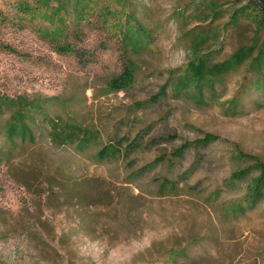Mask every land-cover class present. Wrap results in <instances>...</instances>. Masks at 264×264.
<instances>
[{
	"label": "rangeland",
	"instance_id": "rangeland-1",
	"mask_svg": "<svg viewBox=\"0 0 264 264\" xmlns=\"http://www.w3.org/2000/svg\"><path fill=\"white\" fill-rule=\"evenodd\" d=\"M236 4L0 0V100L46 99L48 115L99 130L95 146L138 141L113 164H95V147L77 155L37 154L35 172L20 154L8 166L0 162V264H264V200L247 206L248 183L226 186L254 158L264 162V71L237 67L217 79L216 98L204 91L205 105L177 98L171 88L158 97L196 54L213 46L211 63L220 64L254 37L264 38L246 19L230 25ZM63 47L72 51L58 53ZM82 54L92 61L87 67ZM131 66L134 78L122 84ZM6 118L0 116V125ZM206 134L219 140L173 157ZM6 138L0 137L1 150H7ZM38 170L91 179L79 195L97 206L114 197L126 206L125 187L145 200L139 214L104 213L102 221L119 229L92 234L77 226L76 216L40 208L32 192L46 179ZM257 175L254 169L249 181ZM40 211L44 240L36 242L26 229L37 227Z\"/></svg>",
	"mask_w": 264,
	"mask_h": 264
},
{
	"label": "trees",
	"instance_id": "trees-1",
	"mask_svg": "<svg viewBox=\"0 0 264 264\" xmlns=\"http://www.w3.org/2000/svg\"><path fill=\"white\" fill-rule=\"evenodd\" d=\"M237 3L230 13V25L236 26L241 20L246 19L256 26V33H264V9L255 0H235ZM246 2V5L243 3ZM213 6V3L210 2ZM217 8L216 6L212 7ZM213 17L217 18L220 12H214ZM256 34V35H257ZM206 41V38H204ZM213 46L208 48L207 53L202 55L196 54V58L190 61L188 69L185 72L176 75L173 73V78L168 80L158 94V97L168 94L171 88V94L177 98H182L188 102H197L198 104L207 103L205 96V90L211 91L214 97L217 96V84L220 77L233 72L237 67L244 64H250L249 67L256 70L255 73L264 71V38L261 41H256L255 37L251 40L250 44L241 46L236 51L231 61L214 64L211 63V57L214 53L211 52ZM70 48H60L58 53H70ZM85 59L84 54L80 57L82 67H87L92 61ZM124 77L119 82L127 85L130 83L135 75V68L126 67ZM208 80H205V77ZM206 77V78H207ZM202 99H200V94ZM157 97V100H158ZM42 98H36L33 100H27L26 98H19L17 100L10 99L0 100V116L6 115V121L3 125H0V137H7V150L0 149V162L8 166L10 162L16 159L19 154L23 156L27 164L34 167V172L37 154L46 157L47 154H57L60 152L67 153L69 155H77L92 149L93 147L98 149L97 155L92 158L95 164L98 163H118L121 157L125 154H129V150H132L138 144V141L127 143L125 140H117L110 142L109 144L96 145L102 139V134L99 130L92 129L84 124H78L70 119H64L62 116H51L47 114L46 106L44 105ZM234 109L237 111L238 101H233ZM41 116L42 118L39 117ZM36 124L33 127L32 124ZM11 124V127L9 126ZM11 131V132H10ZM40 140H46V148H43ZM219 138L212 134H206L205 137L186 142L181 147L177 148L173 152V157L181 158L189 150L206 148L212 143L218 141ZM39 141V142H38ZM70 153H68V152ZM254 164L248 168H240L238 171L232 173L231 177L226 180V186L232 187L239 183L247 184V193L245 195V205L256 206V204L264 200V162L257 158H254ZM257 170L258 175L249 181L251 173ZM38 176H42L46 179V182L36 185V190L32 192L36 201L39 202L40 208L45 207L48 210L54 211L56 214H63L71 217L76 216L78 220V227L80 229H88L90 232L96 233L100 230L107 228L112 229V222H107L105 219L102 221V215L104 213L113 214L117 216L119 212H125L126 209L129 212L133 211L140 213L141 202L144 199L142 193H136L134 189L129 187V201L127 205L122 207V202L114 201L109 205H99L96 203H90L88 199L83 200L80 198L79 192L83 187L91 181L86 177L82 179H74L69 174L65 177H58L55 173L42 172L38 170ZM125 184H132V182H124ZM24 185L29 189L30 186L26 183ZM47 185V186H42ZM35 201V202H36ZM124 202V203H126ZM41 212V211H40ZM43 212L37 216L38 225L36 228L26 229L30 238L36 242H43L44 235L42 224L45 222L42 220ZM110 216V215H109ZM112 217V216H111ZM109 219V218H107ZM117 230L119 227H114Z\"/></svg>",
	"mask_w": 264,
	"mask_h": 264
},
{
	"label": "water",
	"instance_id": "water-1",
	"mask_svg": "<svg viewBox=\"0 0 264 264\" xmlns=\"http://www.w3.org/2000/svg\"><path fill=\"white\" fill-rule=\"evenodd\" d=\"M255 1H257L261 5V7L264 9V0H255Z\"/></svg>",
	"mask_w": 264,
	"mask_h": 264
}]
</instances>
